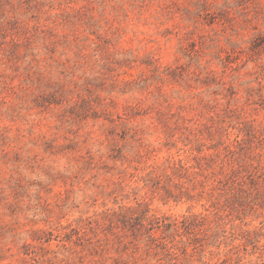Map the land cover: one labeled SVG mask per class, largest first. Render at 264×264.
Here are the masks:
<instances>
[{
  "label": "clouds",
  "instance_id": "9594fccd",
  "mask_svg": "<svg viewBox=\"0 0 264 264\" xmlns=\"http://www.w3.org/2000/svg\"><path fill=\"white\" fill-rule=\"evenodd\" d=\"M0 264H264V0H0Z\"/></svg>",
  "mask_w": 264,
  "mask_h": 264
}]
</instances>
